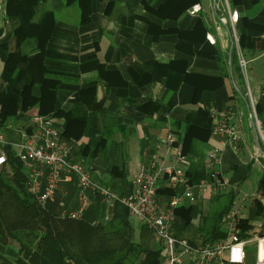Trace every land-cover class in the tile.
Returning a JSON list of instances; mask_svg holds the SVG:
<instances>
[{
    "label": "crops",
    "instance_id": "1",
    "mask_svg": "<svg viewBox=\"0 0 264 264\" xmlns=\"http://www.w3.org/2000/svg\"><path fill=\"white\" fill-rule=\"evenodd\" d=\"M166 1L89 0L92 18L88 23L81 24L77 5L67 4L66 0H36L31 22L39 24L44 15L48 14L54 22L64 28L62 34L49 40L48 52L54 55L51 59L56 63L51 66V71L68 82L75 81L83 86L97 81V69L92 64L98 63L107 69L118 70L127 81L126 100L105 94L103 84L98 82L97 100H103L101 110L97 112L98 133L94 129L91 111H86L88 127L83 139L72 145L71 160L84 162L90 175L101 180L103 184L110 181L112 166L122 169L124 179L115 178L110 183L114 185L115 193L127 194L132 176L142 167L146 168L152 162H157L163 169L174 166L175 145L174 147L161 145L160 139L171 132L181 145L184 131L182 119L189 111L198 108L192 104L193 88L184 84L178 75L169 74L160 82L138 87L129 73L130 67L141 74L148 70L145 63L150 60L159 62L184 60L188 68L195 73L216 76L226 71L228 76L224 78L219 89L202 93L201 105L212 117V132L208 141L193 143L188 157L191 161L188 178L193 188L195 202L182 206L192 208L190 224L177 230L176 236L175 224L178 221L175 218L172 231L178 239L191 242L194 246H203L200 236L203 219L208 212L218 207V194L233 192L235 198L231 210H235L243 222L240 226L241 239L250 241L255 237H264V194L258 189L259 180L264 175V147L251 125V109L246 95L247 86L251 95L252 93L256 95L257 104L254 105L256 119L259 130L264 133V0H231L232 4L229 6L231 11L238 12V20L234 25L237 37L242 35L246 39L247 49L242 55L248 61V69L243 85V98L239 95L242 91L241 85L232 72L230 58L232 52L236 54V47L231 37L228 11L223 0H195L194 5H200L202 11L196 16L189 15L187 11L192 5L176 20L160 19L144 8L148 5L157 9ZM109 4L111 6L107 11ZM5 5L6 0H0V76L7 55L3 44L8 43L9 46L13 44L12 29L22 22V19L8 17ZM197 20L204 23L207 31L204 42L195 43L193 47L218 55L219 61L198 55H187L178 50L176 46L178 37L175 34H161L152 40V35L148 33L149 22L162 30H190ZM37 47L38 39L28 38L20 45V53L33 55L37 52ZM72 98V91H58V104L63 109L72 108ZM144 101L158 102L160 111L141 112L135 109L136 105H132V102L138 104ZM223 120L233 129L232 139L222 138L214 132L215 126ZM20 121L16 128L25 123V120ZM103 127L114 129L108 136L109 141L102 155L95 158L99 132ZM3 131L7 141L19 140L16 130L5 128ZM82 145L87 147L88 156H83V150L81 152L80 149ZM214 150L219 151V160L210 168L208 154ZM211 172L217 174L224 183L222 189L208 190L204 195H199L197 186L203 181H209ZM62 186L68 191V196L64 199L66 210H73L77 204L76 189L73 184ZM165 190L170 189L163 184L160 185L158 196L162 203L168 197L164 194ZM182 190V187H178L175 192ZM102 206L95 205L87 213L94 212L95 220L102 219L99 214V208H104ZM109 211L112 214V209ZM129 221L134 239L140 241L142 225L137 228L131 219ZM150 235L153 237L151 233ZM225 240L226 235L216 243ZM248 245L255 247L253 263L255 264L256 244L248 243L245 250ZM10 249L17 253L16 246ZM5 258L7 262L3 260L1 264H13L14 258L8 252ZM220 263L216 261L214 264Z\"/></svg>",
    "mask_w": 264,
    "mask_h": 264
},
{
    "label": "trees",
    "instance_id": "2",
    "mask_svg": "<svg viewBox=\"0 0 264 264\" xmlns=\"http://www.w3.org/2000/svg\"><path fill=\"white\" fill-rule=\"evenodd\" d=\"M66 2L77 5L81 24L91 20L89 0H66ZM228 3L231 6V0H228ZM194 4L195 0H167L157 9L148 5L144 8L160 19L176 20ZM110 6L111 4L108 5L107 11ZM35 8L36 0H6V15L22 19V22L12 29L13 44L11 46L8 43L3 44L7 55L0 76V127L12 119L26 121L32 113L50 115L55 124L61 128V141L74 145L83 139L88 127L89 119L85 114L86 111H91L94 129L98 133L97 112L101 110L103 101L97 100L98 82L103 84L105 94L126 100L127 81L118 70L107 69L98 63L92 64L97 69V81L83 86L75 81L68 82L51 71V66L56 63L51 59L54 55L48 52L49 40L53 36L62 34L64 28L54 22L48 14L44 15L39 24L32 23ZM206 31L204 23L199 20L190 30H162L153 23H148V33L152 35V40L161 34H175L178 37L176 45L178 50L187 55H198L219 61L218 55L193 47L195 43L204 42ZM28 38L38 39L37 52L30 56L20 53V45ZM238 46L242 54L247 49L246 39L242 35L238 37ZM230 62L232 72L241 85L242 91L239 95L243 98L244 79L234 52L231 53ZM145 65L148 70L141 74H138L139 72L133 67L129 69L138 87L160 82L169 74H176L184 84L194 90L192 104L198 108L189 111L182 119L184 131L181 138V153L189 157L193 143L208 141L212 132L213 120L209 111L201 105L202 93L219 89L228 73L223 71L216 76L195 73L188 68L184 60L168 62L150 60ZM60 90L73 92L71 109L65 110L59 106L58 91ZM132 105H136L135 109L141 112L160 111L158 102L144 101L138 104L132 102ZM113 129L112 127L100 129L95 158L102 155ZM80 149L81 152L83 150V156H88L87 147L82 145ZM6 155L7 166L0 170V264L3 260L6 261V252L14 258L13 264H67L68 262L161 264L163 257L161 245L144 226L140 228V241L134 239L133 228L129 221L130 214L126 207L116 202L108 222L104 221L105 207L99 208L102 218L99 220H95L94 212H86L87 214L79 220L61 217L60 203H65V200L58 196L55 203L43 208L27 192L24 170L13 151L6 150ZM124 176L122 169L112 166L110 181L103 184L100 180V183L113 191L115 187L110 182L115 178L122 180ZM258 189L264 194V175L259 180ZM175 193L172 190L164 191L168 197ZM234 196L233 192L217 195L219 205L208 212L200 229L203 246L225 238L222 219L232 209ZM95 205L98 207L103 204L100 200H96L91 208ZM191 209L180 206L175 210L178 221L175 224L176 236L177 230L190 224ZM242 223L240 221V226ZM149 235L152 242L147 241ZM189 244L193 246L191 242ZM12 246L17 247V253L10 249Z\"/></svg>",
    "mask_w": 264,
    "mask_h": 264
},
{
    "label": "built area",
    "instance_id": "3",
    "mask_svg": "<svg viewBox=\"0 0 264 264\" xmlns=\"http://www.w3.org/2000/svg\"><path fill=\"white\" fill-rule=\"evenodd\" d=\"M230 23L233 43L236 47L237 63L243 79H246L248 61L242 55L238 46V37L235 32V23L238 12L231 11L227 0H223ZM202 11L200 5H193L187 13L196 16ZM224 21V20H223ZM210 40V39H209ZM246 95L251 109L250 120L264 147V133L259 130L255 114L254 102L248 87ZM19 140L7 141L2 127H0V170L7 166L6 150L13 151L17 161L22 165L26 176L27 192L43 207L56 202L59 196L65 199L68 191L64 184H73L76 189V206L73 210H66L65 203H60L62 208L60 216L72 220L81 219L91 206L100 200L107 209L104 221L111 217L113 205L117 202L129 211V214L139 219L141 224L153 235L154 240L163 249L161 264H244L245 246L255 243L257 247L255 264H264V237H255L250 241L240 237V218L235 210H230L222 219V227L226 240L205 246H192L184 239L174 236L172 227L175 221V210L185 203L192 204L195 197L189 183L188 170L191 161L182 155L181 145L175 135L168 132L160 139V144L174 147L176 151L175 164L172 167L161 168L157 162L142 167L130 181V190L125 195H119L94 179L83 162L72 161V144L63 143L60 139L61 129L55 125L50 115L32 113L25 123L16 128ZM214 132L225 139H232L233 129L223 120L215 126ZM219 151L214 150L208 154L210 168L218 163ZM165 185L172 191L182 187L181 192L167 197L161 202L158 196L160 185ZM224 183L211 172L210 180L203 181L198 186V194L204 195L208 190L218 191Z\"/></svg>",
    "mask_w": 264,
    "mask_h": 264
},
{
    "label": "rangeland",
    "instance_id": "4",
    "mask_svg": "<svg viewBox=\"0 0 264 264\" xmlns=\"http://www.w3.org/2000/svg\"><path fill=\"white\" fill-rule=\"evenodd\" d=\"M21 121L20 120H16V119H12V120H9L3 127L2 129H5V128H8L10 126H18V124H20ZM72 204V202H71ZM129 219H131L135 225L137 226V228H140L141 227V222L135 217V216H130ZM143 226V225H142ZM147 241L148 242H152V238L151 236L149 235L147 237ZM150 238V240H149ZM245 255H246V261L245 263L246 264H253L254 263V260H255V247L253 245H248L246 250H245Z\"/></svg>",
    "mask_w": 264,
    "mask_h": 264
},
{
    "label": "water",
    "instance_id": "5",
    "mask_svg": "<svg viewBox=\"0 0 264 264\" xmlns=\"http://www.w3.org/2000/svg\"><path fill=\"white\" fill-rule=\"evenodd\" d=\"M252 99H253L254 105H256L257 104V98H256V95L254 93H252ZM250 122H251L252 127L254 128L253 121L250 120Z\"/></svg>",
    "mask_w": 264,
    "mask_h": 264
}]
</instances>
